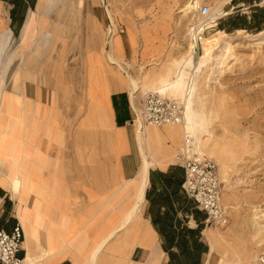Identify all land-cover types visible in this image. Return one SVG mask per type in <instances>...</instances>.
Returning <instances> with one entry per match:
<instances>
[{
  "label": "crops",
  "instance_id": "1",
  "mask_svg": "<svg viewBox=\"0 0 264 264\" xmlns=\"http://www.w3.org/2000/svg\"><path fill=\"white\" fill-rule=\"evenodd\" d=\"M102 18L89 0H0V229L21 224L26 264H171L199 228L177 162L190 130L140 134L122 64L125 44L145 62L161 56L167 29L153 26L145 49L141 29L105 39L88 25ZM59 34L84 37L64 46ZM216 235L212 264H241L219 255ZM193 240L206 264L209 238Z\"/></svg>",
  "mask_w": 264,
  "mask_h": 264
},
{
  "label": "rangeland",
  "instance_id": "2",
  "mask_svg": "<svg viewBox=\"0 0 264 264\" xmlns=\"http://www.w3.org/2000/svg\"><path fill=\"white\" fill-rule=\"evenodd\" d=\"M196 2L198 9L191 10L190 5ZM106 6L115 21L113 26ZM203 6L211 10L207 18L200 15ZM89 11L103 15L100 23L90 19L88 25L102 28L105 39L109 38L110 26L111 33L115 26L124 30V39L129 28L141 29L145 49L155 41L149 35L153 26L167 29L166 43L159 41L165 44L163 52L155 47V54L162 53L161 56L150 62L142 59L141 48L132 52L125 44L122 64L126 78L130 87L132 81L140 84L141 98L165 85L171 93L166 98L178 101L185 112L189 105L195 109L199 131L196 137L188 134L193 138L198 157L211 159L218 167L221 204L229 220L224 227L203 226L201 235L206 240L209 232L215 253L216 233L224 236L218 244L220 256L230 255L241 264H262L264 0H89ZM63 15L62 21L59 16L58 20L67 25L68 15ZM253 16L259 19L255 21ZM130 32L134 42L131 29ZM82 37L59 34L58 42L65 46L80 42ZM214 38L217 42L213 55L202 63V39ZM191 44L195 48L191 49ZM200 216L202 219L203 215Z\"/></svg>",
  "mask_w": 264,
  "mask_h": 264
},
{
  "label": "built area",
  "instance_id": "3",
  "mask_svg": "<svg viewBox=\"0 0 264 264\" xmlns=\"http://www.w3.org/2000/svg\"><path fill=\"white\" fill-rule=\"evenodd\" d=\"M208 6L200 8L203 18L210 16ZM199 30H196V35ZM146 126H181L185 121V109L178 101L166 98L159 92H150L145 97L141 111ZM185 174V191L198 210L205 214L204 228L224 227L228 216L221 204V179L216 163L208 158H199L193 138H185L184 149L177 158ZM25 234L17 223L11 232L0 229V264H26L21 257ZM264 264V258L261 259Z\"/></svg>",
  "mask_w": 264,
  "mask_h": 264
},
{
  "label": "bare ground",
  "instance_id": "4",
  "mask_svg": "<svg viewBox=\"0 0 264 264\" xmlns=\"http://www.w3.org/2000/svg\"><path fill=\"white\" fill-rule=\"evenodd\" d=\"M198 7H199V3L198 2H196L195 4L190 5V9L191 10L198 9ZM109 8H108V6H106L107 14H109L110 18H111L112 15H111V12H110ZM111 19H112V22H110V23H113L111 25V26H113L115 21H114L113 18H111ZM110 33H111V30H110ZM111 35H112V33H111ZM215 42H217V38H214V39H202V46H203V52H204V55L202 57V63L206 62L208 59H210L212 57L213 52H214V48H215V44H214ZM193 48H195V44H191V49H193ZM109 57H110V60L113 63H117V65H119V63L114 59V57L112 55H109ZM167 87L168 86L163 85L162 88L159 91L162 92V94L165 95V96H171V93H169L167 91ZM140 91H141L140 84H138L136 81H132L131 82V87H130L131 98H132L131 102L133 104V108H134L135 112L137 113V115H136L137 117H136L135 123L137 124V127H138V129L140 131V134H141L143 132V128H144L145 125H144L142 114L140 113V110L138 109L137 103H136V97H137V95H138V93ZM186 113H187V117H186ZM186 120H187V123H186L187 128L192 132L191 134L193 135V137H196L197 130H198L197 125H196L197 121H198L197 120V113L195 112V109L191 105L186 107L185 121H184V124L181 125V126L185 125ZM147 173H146V175H147ZM146 183H147V181H146ZM141 199H143V198H141ZM141 199H140V201H142ZM140 204H141V202H140ZM206 235H207V237L209 238V240L211 242L210 260L206 264H212L214 262V258H215L214 244L212 243V237L209 234V232H206Z\"/></svg>",
  "mask_w": 264,
  "mask_h": 264
},
{
  "label": "trees",
  "instance_id": "5",
  "mask_svg": "<svg viewBox=\"0 0 264 264\" xmlns=\"http://www.w3.org/2000/svg\"><path fill=\"white\" fill-rule=\"evenodd\" d=\"M253 19L256 21L258 20V16H253ZM264 21V19H263ZM239 29V27L237 28ZM231 31H229L230 33ZM196 214L203 215L202 219L198 221V230L192 231L188 230L186 235H189L191 239V243L189 240H184L181 248L183 249V256L179 259L176 256L171 254V264L174 261H177V264H202V257L204 254L208 253V247L204 243H199L197 240L194 241L193 238L200 235V231L203 229V222L205 220V214L200 212L197 207L195 210ZM203 213V214H202ZM201 218V216H200Z\"/></svg>",
  "mask_w": 264,
  "mask_h": 264
}]
</instances>
